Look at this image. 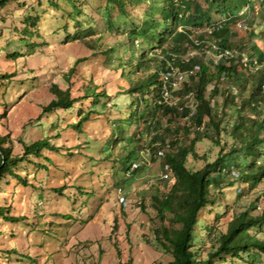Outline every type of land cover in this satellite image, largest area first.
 Listing matches in <instances>:
<instances>
[{
  "label": "trees",
  "instance_id": "obj_1",
  "mask_svg": "<svg viewBox=\"0 0 264 264\" xmlns=\"http://www.w3.org/2000/svg\"><path fill=\"white\" fill-rule=\"evenodd\" d=\"M7 1L0 0V7ZM104 1L105 6L100 11L103 14V28L96 35L93 15L87 17L84 9L78 7L77 0H64L71 10L62 8V11L76 27L74 31L71 30V34L65 33V36L81 38L94 51L104 54L107 68L119 70V76L127 83L124 92L128 95L127 105L133 107V111L127 113L128 117L124 121L117 119L116 133L110 131L106 140L108 147L101 150L105 152V158L111 156L116 145L125 141L123 127L132 121L138 129L130 135L127 143L135 145L117 157L122 169L127 173L131 171L138 174L140 166L130 171L129 168L138 149H143L146 137L150 138L149 150L152 154L163 151L159 165L167 177L160 178L167 182V188H155L148 204L154 210L153 217L149 218L154 241L171 257L165 264H264V207L260 209L264 189L258 190L246 205L233 208L224 228L217 225L220 216L217 213L209 225L201 216L235 183H239L238 196L233 202L235 205L250 194L255 186L264 183V52L252 41L258 34L255 28L257 22L248 23L244 36L229 41L230 24L240 14L251 11L256 2L260 6L264 5V0ZM141 3H146L142 15L130 21L127 6L134 4L138 7ZM49 4L59 7L56 1L51 0ZM111 9H115L120 17H112ZM22 12L23 25L12 28L9 25V36L0 45V52H5L12 59L31 53L39 46L32 39L41 38L37 15H31L28 7ZM257 13L259 17L262 16L259 11ZM79 14H84L82 20L77 19ZM215 14L221 15L223 20L217 22ZM124 15L128 17L122 18ZM115 19H121L122 24H116ZM0 20L3 22L6 17L0 15ZM188 26L204 28L202 32L196 33ZM206 28L209 32L204 31ZM62 30H65V25ZM12 31L18 35L17 38L11 37ZM106 33L119 37L106 43L103 40ZM89 34L93 37H88ZM210 41L219 49H228L235 54L216 64L199 54L185 58L184 54L189 49L210 48ZM20 47H25L26 51L21 53ZM125 51L127 55H123ZM73 71L74 68H71L66 73L67 82ZM176 72L185 80L180 81L179 88H168L170 98H177L175 104H168L162 99V75L168 74V81H171ZM132 73L137 74V77L134 78ZM13 74L0 75V84L4 80L11 81ZM209 84H212L211 90L207 89ZM99 86L90 80L82 86L79 96L71 97L69 87L61 89L53 85L51 91L55 98L43 107V111H72L86 97L90 98L92 107L99 105L104 108L105 100L109 97L105 88L98 90ZM233 88L236 92H233ZM220 92L222 95L218 97ZM190 97L194 100L192 108ZM227 108L232 109L235 115L229 121L225 119ZM93 111V108L83 109L79 105L80 119L71 122L72 128L79 131L88 113ZM163 118H166L164 124L161 121ZM140 123H143L141 128ZM191 131H201L202 136L209 138L211 149L218 147L214 159L209 160L208 155L200 156L203 164L197 169H190L186 164L189 155L198 158L195 144L200 137L195 135L189 138ZM58 136L59 129H56L53 137ZM50 140V136L44 135L25 144L22 154L12 155L7 144L8 135H0V182L10 175L26 185L27 182L16 172V167L23 161L32 163L30 155L36 160L44 158L50 164L51 159L41 153L43 148L57 149ZM121 147L124 145H119ZM34 164L38 169L46 168V164L38 161H34ZM111 175L114 177L113 172ZM230 175H233L232 178L227 180ZM61 190L56 189V192ZM12 197L11 192L10 200ZM141 203L144 206L145 200ZM0 219L13 223L22 217L12 215L9 205L0 203ZM206 239L210 245L205 256L201 257L194 246L198 241L204 245ZM14 251V248L7 249V253ZM123 264L130 262L128 260Z\"/></svg>",
  "mask_w": 264,
  "mask_h": 264
},
{
  "label": "rangeland",
  "instance_id": "obj_2",
  "mask_svg": "<svg viewBox=\"0 0 264 264\" xmlns=\"http://www.w3.org/2000/svg\"><path fill=\"white\" fill-rule=\"evenodd\" d=\"M49 1L9 0L0 7V15L6 17L5 21L0 20V45L9 36V25L10 28L23 25L22 10L26 7L31 15H37V27L41 35L39 39H32L39 46L29 54L12 59L5 52H0V75L14 73L11 81L4 80L0 84V135H8L7 144L12 155L22 154L25 144L44 135L50 136V143L57 148H43L41 151L42 155L51 159L50 164L44 158L36 160L30 155L32 163L23 161L16 167V172L27 182L26 185L10 175L0 182V203L9 205L12 215L22 217L13 223L0 219V264H123L128 260L130 264H165L171 257L154 241L149 224L154 210L148 203L155 188L164 189L167 182L161 179L164 171L159 165L160 158L149 150L150 138L146 137L143 149H138V154L132 158L133 163L141 167L138 174L131 172L130 168L127 173L117 159L120 154H125V149L135 145L127 143L130 135L138 129L134 121L123 127L125 141L115 146L110 157L105 158V152H101L103 147H108L106 140L110 131L116 133L117 119L124 121L128 117L127 113L133 111V107L127 105L128 95L124 92L127 83L119 76V70L107 68L104 54L94 51L81 38L65 36V33L71 34L76 28L62 11V8L70 11L71 6L64 0H52L58 2L57 8L50 5ZM77 1L78 7L84 9L87 17L93 15L95 18L94 32L98 35L103 28V14L100 11L105 1ZM145 7L146 3L138 7L128 5L129 20L135 21L136 17H140ZM84 14H79L77 19L82 20ZM110 14L115 18L120 17L115 9H111ZM125 17L128 16H122ZM214 17L217 22L223 20L219 14ZM115 21L116 24H122L121 19ZM250 22H257L255 28L258 34L252 41L264 52V5L260 6L258 2L251 11L240 14L230 24L229 41L244 36ZM64 25L65 30H62ZM188 28L199 33L204 26ZM204 31L209 32L207 28ZM11 34L14 39L18 36L13 31ZM88 37L93 36L89 34ZM118 37L106 33L103 40L107 43ZM208 44L210 48L187 50L185 58L199 54L212 59L213 64L225 60L215 59L218 47L213 46V41ZM19 50L23 53L26 48L20 47ZM127 53L125 51L123 55ZM71 68L74 71L67 82L66 73ZM132 75L137 77L135 73ZM90 80L100 85L98 90L105 88L109 98L105 100L104 108L99 105L92 107L90 98L86 97L72 111H43V107L55 98L51 91L53 85L61 89L69 87L70 96L77 97L81 94L82 86ZM183 80L185 77H182ZM180 86L178 81L175 89ZM207 89L211 90L212 84ZM232 90L236 92L235 88ZM221 95L222 92L218 97ZM174 100L177 101V98ZM79 105L83 109L93 108L94 111L88 113L79 131H76L71 122L80 119ZM234 117L233 110L227 108L225 119L229 121ZM165 119H161L162 124ZM142 126L143 123H140V128ZM56 129H59V136L55 138ZM195 135L200 137L195 144L198 158L188 156L186 164L190 169H197L203 164L202 155H208L209 160L214 159L218 150L217 146L211 149V140L202 136L201 131H191L189 138ZM122 144L124 147L119 148ZM34 161L46 164V168H36ZM226 174L229 175L228 170ZM231 176H227V180ZM238 186L239 183H235L227 188L213 206L201 213L206 224H211L217 213L220 215L217 225L224 228L233 208L246 205L258 190L264 189V183L255 186L250 194L235 205L233 202L238 196ZM56 189L61 192H56ZM143 199L144 206L141 203ZM263 207L264 198L260 209ZM209 245L206 239L204 245L198 241L194 247L204 257ZM10 248L15 251L7 253Z\"/></svg>",
  "mask_w": 264,
  "mask_h": 264
},
{
  "label": "built area",
  "instance_id": "obj_3",
  "mask_svg": "<svg viewBox=\"0 0 264 264\" xmlns=\"http://www.w3.org/2000/svg\"><path fill=\"white\" fill-rule=\"evenodd\" d=\"M214 47H216L215 45H213ZM215 59H227L228 57H231L235 54V52L231 51V50H228V49H217L216 50V53H215ZM218 61H215V64L217 63ZM191 72V71H190ZM163 85H162V99L164 102L168 103V104H175L176 103V100H172L170 97V91L168 90L169 87H172V88H175L176 87V84L177 82L181 81L182 80V76L180 73H174L173 76L175 77L173 80L171 81H168V74H163ZM164 88V89H163ZM190 96V95H188ZM191 98V97H190ZM193 102L194 100L191 99V103H190V106L191 108L193 107ZM192 112H190L189 115H191ZM157 156L158 157H161L162 154H163V151L162 150H158L157 151ZM139 164L138 163H132L131 166H130V170H133L134 168H136ZM165 169H166V166H165ZM161 177L164 178V177H167V173L164 172L161 174Z\"/></svg>",
  "mask_w": 264,
  "mask_h": 264
}]
</instances>
